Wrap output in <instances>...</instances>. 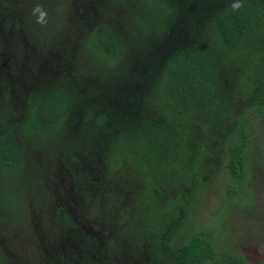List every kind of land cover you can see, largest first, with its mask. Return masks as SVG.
<instances>
[{
  "label": "trees",
  "instance_id": "1",
  "mask_svg": "<svg viewBox=\"0 0 264 264\" xmlns=\"http://www.w3.org/2000/svg\"><path fill=\"white\" fill-rule=\"evenodd\" d=\"M39 1L48 4V0H28L24 17L32 14L33 3ZM233 2L149 0L145 5L142 0L140 9L146 6L145 14L131 10V16L121 12L128 20L115 11L122 6L115 8L112 2L99 7L84 5V15L76 17V25L61 28L59 33L64 37L57 34L48 44L57 40L63 45L72 44L75 49L66 58L70 61L61 59L58 69L62 74L68 73L72 62H83L90 65L93 75L97 74L92 79L107 85L106 94L95 98L102 109L95 113L92 105L86 104L85 82V86L68 87L53 81L36 87L24 96L20 106L24 117L17 122L18 135L0 134V171L16 176L24 167V150L19 147V140L56 142L59 115H80L88 120L93 114L94 124L99 125L93 131L118 144L109 151L114 163L118 164V154L140 169L146 181L145 195L159 197L163 194L160 185L178 188L175 194L164 198L162 205L155 204L161 211L153 205L141 208L139 203L141 209L135 214L143 217V224L147 220L145 214L155 212L142 226L145 237H156L148 241L150 251H138L143 259H148L149 264H248L240 254L218 251L209 231L193 233L173 250L167 246L173 236L170 227L179 226L182 220L175 217L185 202L183 196L191 193L196 197L205 166L214 154L227 173L245 178V152L252 142L253 121L260 123L264 116V0H240L242 7L238 11L231 9ZM110 10L115 26L107 19ZM7 23V19L0 18V27ZM206 29L209 40L205 38ZM126 32L133 33L135 42L127 62L122 65L114 60V65L104 62L96 67L99 56L112 61L117 50L126 44ZM185 39L190 48L183 47ZM209 45L219 52L218 57L211 53ZM10 87L9 96L12 88L14 93L20 86L13 83ZM98 92L96 88L95 95ZM83 108L88 115L81 113ZM155 114L160 119L148 123ZM143 115L146 119L140 122ZM215 129H221L218 137L214 136ZM102 138H98L95 148L106 154ZM188 184L191 190L185 193ZM4 187V194L0 191V213L8 218L18 199L10 185L4 183ZM228 192L233 194L235 189ZM165 207L166 213L162 210ZM155 217L159 218L157 227L151 226L150 220Z\"/></svg>",
  "mask_w": 264,
  "mask_h": 264
},
{
  "label": "rangeland",
  "instance_id": "2",
  "mask_svg": "<svg viewBox=\"0 0 264 264\" xmlns=\"http://www.w3.org/2000/svg\"><path fill=\"white\" fill-rule=\"evenodd\" d=\"M27 1L0 0V18L9 21L0 27V134L17 136L20 131L17 122L24 117L20 113L24 96L53 81L68 87L87 83L86 104L92 105L95 113L101 110L95 98L106 94L107 85L92 79L97 74L93 75L90 65L83 62L78 65L72 62L67 67L68 73L62 74L58 69L61 59L72 56L75 49L72 44L63 45L57 40L48 43L60 34L61 28L76 25V17L84 15V5L99 7L112 2L115 8L122 6L115 11L131 16L132 11L143 15L147 9L146 6L140 9L142 0H48V4L39 1L33 4L43 5L49 14L48 24L41 26L32 14L24 17ZM148 1L143 0V4ZM112 13L110 10L107 19L115 26ZM121 14L125 20L129 19ZM206 31L205 38L209 40V30ZM123 34L126 44L117 50L111 62L99 56L96 67L104 62L109 66L116 61L122 65L127 62L135 42L133 33ZM189 45L185 39L183 47L190 48ZM209 50L218 57L219 52L210 45ZM13 83L20 86L19 91L13 93L12 88L9 96ZM96 88L100 92L95 95ZM8 106L11 108L7 110ZM81 113L88 115L84 108ZM155 115L148 123L160 119ZM59 116L56 142L19 140L18 145L24 150V167L16 176L0 171V191L4 194L6 183L16 191L18 199L8 218L0 213V264H149L143 254L151 250L148 241L156 237H145L142 226L148 224L155 212L145 214L146 224L135 213L149 205L161 211L156 205H162L164 198L175 194L178 188L160 185L162 195H145L146 181L140 169L118 154L115 156L118 164L114 163L109 151L118 144L93 131L94 127L99 128L93 122V114L88 120L80 115ZM145 119L143 115L139 121ZM162 122L167 126L166 120ZM253 124L252 142L245 152V178L227 173L214 154L205 166L196 197L190 193L189 184L183 186L185 193L190 194L183 196V209L175 217L177 221L182 219L180 225H168L173 231L167 241L170 250L195 232L209 231L218 251L240 254L248 264H264V116L260 123L254 120ZM218 130L221 129H215L216 137ZM99 137L106 154L95 148ZM234 189L233 194L228 192ZM166 208L162 209L165 213ZM157 219L150 220L151 226L160 225ZM140 250L142 255L138 253ZM162 257L166 259V253Z\"/></svg>",
  "mask_w": 264,
  "mask_h": 264
},
{
  "label": "clouds",
  "instance_id": "3",
  "mask_svg": "<svg viewBox=\"0 0 264 264\" xmlns=\"http://www.w3.org/2000/svg\"><path fill=\"white\" fill-rule=\"evenodd\" d=\"M230 7L233 11H238L242 7V4L240 3V0H235V2L230 5ZM31 13L36 17L37 24L41 26H46L48 24L49 14L43 5L37 4L32 8Z\"/></svg>",
  "mask_w": 264,
  "mask_h": 264
}]
</instances>
